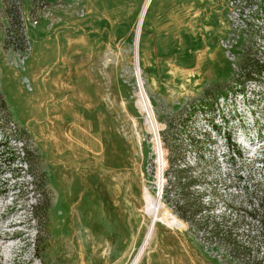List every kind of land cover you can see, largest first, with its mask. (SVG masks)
Returning <instances> with one entry per match:
<instances>
[{
  "label": "rangeland",
  "instance_id": "374dc122",
  "mask_svg": "<svg viewBox=\"0 0 264 264\" xmlns=\"http://www.w3.org/2000/svg\"><path fill=\"white\" fill-rule=\"evenodd\" d=\"M145 1L0 0V264H131L157 213L139 264H239L159 198L169 121L215 213L264 246V67L241 66L264 63V0H152L136 67Z\"/></svg>",
  "mask_w": 264,
  "mask_h": 264
},
{
  "label": "trees",
  "instance_id": "16d2710c",
  "mask_svg": "<svg viewBox=\"0 0 264 264\" xmlns=\"http://www.w3.org/2000/svg\"><path fill=\"white\" fill-rule=\"evenodd\" d=\"M241 66L246 70L249 67L258 70L264 67V63L256 61L251 56V53L246 52ZM263 71L264 69H261L258 74ZM247 74H255V72L249 71ZM216 95L217 99L219 97H227V94L223 92H219ZM0 105L3 109L6 108L5 101L2 98ZM174 124L175 121L166 123L168 137H164L168 151V165L163 174L165 181L162 199L165 204L172 208L178 218L174 216L180 223L183 220L198 230L207 244L212 246L213 251H218L219 248L226 249L230 263L264 264V246L255 245L252 240L254 236L246 233L242 235L235 231V228L228 225L226 217L217 215L213 207L207 202L205 193L200 191V176L195 171V167L184 159L180 149L174 147L175 142L173 144V142L171 143L168 140L174 134ZM168 142L171 144L167 145ZM236 153L239 156L242 155L240 150ZM31 175L34 176V173H31ZM258 208H260L259 212L264 214V193H262ZM253 218L261 224L262 232H264V218L257 219V214ZM239 260L242 261L240 262Z\"/></svg>",
  "mask_w": 264,
  "mask_h": 264
},
{
  "label": "bare ground",
  "instance_id": "6f19581e",
  "mask_svg": "<svg viewBox=\"0 0 264 264\" xmlns=\"http://www.w3.org/2000/svg\"><path fill=\"white\" fill-rule=\"evenodd\" d=\"M151 1L152 0H146L145 1V4H144L143 9L141 11V14L139 16V20H138V23H137V27L135 29V35H136V37H135L136 38V40H135V66L136 67H138V63H139V43H140V36H141L142 24H143L145 15L147 13V10H148V7H149ZM139 84H140V86L142 85L140 79H139ZM141 88H142V86H141ZM148 103H149V101H148ZM149 106H150V103H149ZM150 110H151V107H150ZM151 113H152V111H151ZM148 115L149 114L147 112V108L145 107V116L147 117V119H149V116ZM154 135L156 137V141H157V137H158V140L160 141L159 133H158V136H156V134L154 132ZM161 174H162V172H161ZM155 217L152 218L151 224L148 226L147 233L145 235V238H144V241L142 243V246L140 247L138 254L135 256V258L133 259V261L131 262V264H139L142 261L143 257L145 256V253H146V251H147V249H148V247H149L152 239L154 238V234H155V224L157 223V220L159 218H161V214H158L157 213V215ZM3 244L6 246V243L5 242ZM7 247H11V246L7 245ZM0 248H2V245L1 244H0Z\"/></svg>",
  "mask_w": 264,
  "mask_h": 264
},
{
  "label": "water",
  "instance_id": "95a60500",
  "mask_svg": "<svg viewBox=\"0 0 264 264\" xmlns=\"http://www.w3.org/2000/svg\"><path fill=\"white\" fill-rule=\"evenodd\" d=\"M138 85H139V87H140L139 82H138ZM161 166H162V165H161ZM161 175H162V177H163V170H162V174H161ZM162 177H161V178H162ZM162 192H163V182H162V188H161V190H160V194H159L160 197H159V198H161V196H162Z\"/></svg>",
  "mask_w": 264,
  "mask_h": 264
}]
</instances>
